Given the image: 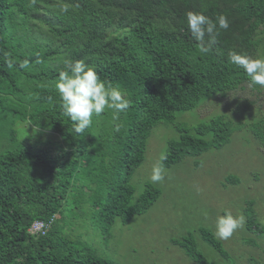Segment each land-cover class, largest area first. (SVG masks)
<instances>
[{
  "label": "trees",
  "instance_id": "trees-1",
  "mask_svg": "<svg viewBox=\"0 0 264 264\" xmlns=\"http://www.w3.org/2000/svg\"><path fill=\"white\" fill-rule=\"evenodd\" d=\"M188 11L229 21L207 52L187 28ZM232 51L264 58V0H0V264H120L76 245L57 228L58 214L83 207L90 196L109 235L116 218L127 223L151 207L159 188L147 182L134 199L131 176L144 160L152 128L173 122L179 110L249 85L243 69L230 63ZM5 53L15 66L5 63ZM25 59L29 68L20 69ZM77 59L95 67L106 85H118L130 101L118 121L106 109L81 134L63 113L55 87L65 61ZM17 122L53 131L57 144L21 138ZM242 123L234 125L222 114L192 128L177 123L163 166L221 148ZM248 126L264 145V118ZM72 199L76 205L70 208ZM35 221L42 227L31 230ZM246 227L264 232L250 215ZM198 231L228 256L209 229ZM172 242L197 264H219L205 257L192 234Z\"/></svg>",
  "mask_w": 264,
  "mask_h": 264
},
{
  "label": "rangeland",
  "instance_id": "rangeland-1",
  "mask_svg": "<svg viewBox=\"0 0 264 264\" xmlns=\"http://www.w3.org/2000/svg\"><path fill=\"white\" fill-rule=\"evenodd\" d=\"M217 114L226 116L234 125L243 123L221 148H210L198 157L185 156L164 167V181L153 184L152 167L160 163L159 157L167 151L169 141L178 136L176 124L192 128ZM262 117L264 88L249 85L204 99L192 109L177 111L173 122L162 121L152 128L146 140L144 160L131 176L134 199L147 182L159 188L160 195L151 207L127 223L116 218L110 234L106 235L91 207L92 198L87 196L83 207L62 208L56 220L57 228L76 245L88 246L99 256L120 264H197L172 242L188 234L194 236L198 248L211 262L264 264V232L246 227L249 215L264 226V145L248 126ZM16 125L21 138L57 144L58 135L51 130L36 128L28 122ZM227 175H235L238 181H226ZM69 204L73 208L76 200H70ZM225 209L244 219L243 227L228 240L218 238L215 233L216 218ZM200 226L221 241L227 257L201 238Z\"/></svg>",
  "mask_w": 264,
  "mask_h": 264
},
{
  "label": "clouds",
  "instance_id": "clouds-1",
  "mask_svg": "<svg viewBox=\"0 0 264 264\" xmlns=\"http://www.w3.org/2000/svg\"><path fill=\"white\" fill-rule=\"evenodd\" d=\"M35 2L36 0H31L33 5ZM60 10L67 13L69 8L67 5H62ZM186 23L192 38L200 42L202 53L209 51L216 43L220 29L229 28L226 16L221 15L213 20L203 12L188 11ZM206 36L207 46L204 43ZM4 58L9 67L17 63L7 53ZM228 59L231 64L243 69L249 78L250 87L264 88V58L232 51ZM37 62H39L38 59ZM18 64L20 69H28L30 61L25 59L19 61ZM55 87L60 97L63 113L73 122V130L78 134L84 133L85 129L93 123V117L101 116L106 109L112 111V120L118 121L120 114L130 107L127 94L118 85H106L95 67L89 66L83 59L66 60L64 69L58 73ZM115 130H120V124L115 125ZM166 159L167 153L162 152L159 157L160 163L153 165L150 175L153 184L164 181L166 173L163 161ZM243 225L242 216H234L231 211L225 209L223 214L216 218L215 233L218 238L228 240Z\"/></svg>",
  "mask_w": 264,
  "mask_h": 264
},
{
  "label": "built area",
  "instance_id": "built-area-1",
  "mask_svg": "<svg viewBox=\"0 0 264 264\" xmlns=\"http://www.w3.org/2000/svg\"><path fill=\"white\" fill-rule=\"evenodd\" d=\"M42 227V223L39 221H35L32 225H31V230H38L39 228Z\"/></svg>",
  "mask_w": 264,
  "mask_h": 264
}]
</instances>
